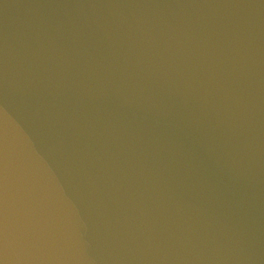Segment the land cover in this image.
Masks as SVG:
<instances>
[{
    "label": "water",
    "instance_id": "obj_1",
    "mask_svg": "<svg viewBox=\"0 0 264 264\" xmlns=\"http://www.w3.org/2000/svg\"><path fill=\"white\" fill-rule=\"evenodd\" d=\"M0 264H264V0H0Z\"/></svg>",
    "mask_w": 264,
    "mask_h": 264
}]
</instances>
